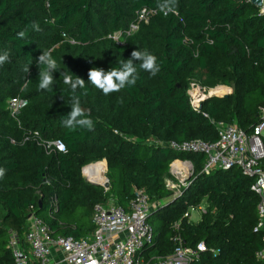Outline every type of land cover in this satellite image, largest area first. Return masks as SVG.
Here are the masks:
<instances>
[{
	"label": "trees",
	"instance_id": "trees-1",
	"mask_svg": "<svg viewBox=\"0 0 264 264\" xmlns=\"http://www.w3.org/2000/svg\"><path fill=\"white\" fill-rule=\"evenodd\" d=\"M163 2L0 0V55L9 57L0 65V264H14L11 232L27 249L30 216L43 220L52 235L86 238L94 231L95 205L126 207L135 190L145 192L154 205L149 222H160L153 228L150 255L173 252V226L179 223L186 247L206 246L192 264H264L258 257L264 232L255 231L259 199L250 190L252 180L236 168L201 174L204 156L178 154L166 146L215 143L217 123L253 130L264 107V17L253 4L235 0H175L177 14L165 15L158 7ZM143 9L157 13L123 45L109 38L127 30ZM22 31L24 38L18 37ZM49 50L59 68L51 91L38 87V57ZM134 50L157 57L156 76L134 61L135 86L105 95L88 80L91 68H120ZM62 72L85 81L76 95L93 121L91 131L63 125L72 111V92ZM194 78L208 87H229L230 93L204 100L195 111L187 94ZM18 95L28 104L14 118L8 101ZM55 141L67 151L42 145ZM175 159L191 160L195 175L173 199L165 180ZM100 161L107 164L108 191L88 184L81 173ZM54 202L57 210L50 215ZM203 202L206 213L199 221L184 218L189 206Z\"/></svg>",
	"mask_w": 264,
	"mask_h": 264
},
{
	"label": "built area",
	"instance_id": "built-area-1",
	"mask_svg": "<svg viewBox=\"0 0 264 264\" xmlns=\"http://www.w3.org/2000/svg\"><path fill=\"white\" fill-rule=\"evenodd\" d=\"M235 1L253 4L258 8L259 15L264 17V0H260V5L254 4V0ZM156 13V9L141 10L137 14V21L130 24L127 30L116 32L109 38L117 45H123L127 38L138 32L140 23H147L149 17ZM62 37L70 44L76 43L65 33ZM205 93L199 86L190 85L187 94L193 110H200L201 103L207 98ZM27 104L28 101L20 95L11 98L8 101L11 116L16 118ZM216 128L218 141L215 143L193 140L171 142L166 146L178 154L204 156L201 174L208 175L217 170L228 171L236 168L250 178V190L259 199L255 231L264 232V107L260 109L259 121L250 133L236 125L225 123H217ZM34 136H38V133L34 132ZM42 145L46 150L54 147L57 151L64 152L60 141ZM98 166L102 169L100 180L94 177V170ZM81 173L86 181L97 182L105 191L109 190L105 161L88 164L82 168ZM169 173L173 181L166 180L165 187L172 192V198L175 199L181 197L183 190L191 185L195 165L189 159H175L170 165ZM153 209L154 205L148 195L141 190L134 191L126 207L113 203L97 204L92 215L94 231L90 236L80 239L52 235L50 227L43 220L31 216L25 235L27 249L20 246L14 232L10 233L8 248L12 251L14 264H192L200 259V253L206 252L205 244L199 243L195 249L186 247L178 233L179 223L173 226L176 232L175 248L170 255L160 257L147 252L155 240L154 229L149 222ZM56 210L57 204L54 202L49 214L52 215ZM194 211L202 217L206 208L189 206L184 218L192 221L191 212ZM262 242L264 243V236ZM258 257L264 262V248Z\"/></svg>",
	"mask_w": 264,
	"mask_h": 264
},
{
	"label": "clouds",
	"instance_id": "clouds-1",
	"mask_svg": "<svg viewBox=\"0 0 264 264\" xmlns=\"http://www.w3.org/2000/svg\"><path fill=\"white\" fill-rule=\"evenodd\" d=\"M175 0H164L158 7L160 10L167 15L169 12H175L174 7ZM38 31L39 25H33ZM18 37L24 38L25 32H19ZM131 58L127 59L126 62L122 63L120 68H111L105 71L101 68L93 67L88 72V80L92 85L100 90L103 94L108 95L113 92H119L126 86L132 87L137 83V67L134 65V61H139V68L146 71L150 76L154 77L159 72L160 68L157 64V57L147 50L140 51L134 50L131 52ZM9 59L8 53L0 55V65H3ZM37 64L39 67V84L38 87L41 90L51 91V85L53 84V72L59 70L56 59L52 57L51 51H44L39 57ZM24 71H29L25 67ZM63 82L69 85L72 92V111L68 117L63 119V125L69 130H76L77 128H86L89 131L93 129V121L85 116L84 111L80 106V99L76 95L78 88L85 87L84 79L77 77L73 79L70 73H64ZM122 102V100H121ZM62 150L67 151L66 146L61 145ZM3 170L0 169V176H3Z\"/></svg>",
	"mask_w": 264,
	"mask_h": 264
},
{
	"label": "rangeland",
	"instance_id": "rangeland-1",
	"mask_svg": "<svg viewBox=\"0 0 264 264\" xmlns=\"http://www.w3.org/2000/svg\"><path fill=\"white\" fill-rule=\"evenodd\" d=\"M191 84H193V86H199L200 88H202V90H204L206 93H205V95H206V97H208L209 96V94H210V91L211 90H214L215 88H221L222 89V93L220 94V95H217V97H223V96H225V95H227V94H229L230 93V88L229 87H226V86H224V85H217V86H215V87H208V86H205V85H203L202 84V82H201V80L199 79V78H194V79H192L191 80V82H190V85ZM190 87V86H189ZM190 91V90H189ZM216 97V96H215ZM99 169H101L100 168V166H98V167H96V169L95 170H99ZM169 179H171V177H167L166 178V180H169ZM165 180V181H166ZM172 180V179H171ZM173 181V180H172ZM166 185V184H165ZM202 208H207V204L205 203V202H203V203H201V205H200ZM0 217H1V213H0ZM200 215H199V213L196 211H194V212H191V219H192V221L193 222H197V221H199L200 220ZM0 224H1V218H0ZM152 227L153 228H157L159 225H160V222H152Z\"/></svg>",
	"mask_w": 264,
	"mask_h": 264
},
{
	"label": "bare ground",
	"instance_id": "bare-ground-1",
	"mask_svg": "<svg viewBox=\"0 0 264 264\" xmlns=\"http://www.w3.org/2000/svg\"><path fill=\"white\" fill-rule=\"evenodd\" d=\"M222 89L221 88H215L214 90L210 91V96H215V95H220L222 93ZM94 177H96L98 180H100L102 178V169L99 170H94Z\"/></svg>",
	"mask_w": 264,
	"mask_h": 264
},
{
	"label": "water",
	"instance_id": "water-1",
	"mask_svg": "<svg viewBox=\"0 0 264 264\" xmlns=\"http://www.w3.org/2000/svg\"><path fill=\"white\" fill-rule=\"evenodd\" d=\"M254 4H256V5H260V0H254ZM215 96L217 97V95H215ZM215 96H208L206 99H211V98H213V97H215ZM224 97H228V94L225 95ZM188 179H190V178H188ZM87 183L90 184V185L96 186V187H101V185H100L99 183H97V182H90V181H87ZM106 187H108V186L106 185ZM30 217H31V216H30Z\"/></svg>",
	"mask_w": 264,
	"mask_h": 264
}]
</instances>
